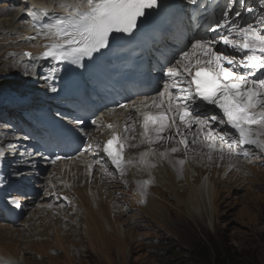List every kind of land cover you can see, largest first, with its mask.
Instances as JSON below:
<instances>
[{
  "label": "snow or ice",
  "instance_id": "snow-or-ice-1",
  "mask_svg": "<svg viewBox=\"0 0 264 264\" xmlns=\"http://www.w3.org/2000/svg\"><path fill=\"white\" fill-rule=\"evenodd\" d=\"M256 2L260 5V14L254 17L253 22L242 16L241 9L248 13L255 11L248 7L247 0H224L214 26L205 27L202 34L190 38V43L179 49L172 59L162 62L161 81L155 95H145L119 105L121 109L128 110L123 130L116 123L106 124L111 129V136L103 146L100 142L93 143V138L89 137L85 151L97 159L86 162L88 173L107 158L127 184L124 176L131 168H155L157 165L150 158L168 159L169 153L181 150L180 147H172L158 151L149 147L138 156L128 157L126 150L138 147L129 144L127 137L137 121L142 129L141 144L170 142L178 136V144L187 152L189 138L181 131L183 125L192 143L203 137L209 160H212L214 152L220 153V159L225 152L247 157L252 154L247 146L264 151V0ZM190 3L198 6V0H190ZM160 6L161 0H62L59 7L64 11L53 12L47 23H41L40 18L48 17V12L32 6L35 9L30 13L34 21L32 26L38 36L47 40L44 50L39 55L30 51L10 54L28 57L33 62V69L39 61L49 58L84 67L85 58L106 49L114 34L131 35ZM35 39V36L27 37L30 41ZM59 70L54 67L49 75L54 78ZM51 90L56 91L55 88ZM72 122L83 133L80 126L84 120ZM91 123L96 125L97 120ZM193 125L196 126L195 131H192ZM233 146L245 147L237 151ZM62 159L65 157L56 155L51 162L55 164ZM175 163L180 166L178 171L182 174L186 160L179 159ZM103 171L106 173L107 169ZM153 182L154 177L135 181L141 197H146ZM63 199L71 203L67 196ZM141 202L146 201L142 199ZM9 203L21 207L18 196H12ZM4 264L13 262L8 260Z\"/></svg>",
  "mask_w": 264,
  "mask_h": 264
},
{
  "label": "rangeland",
  "instance_id": "rangeland-1",
  "mask_svg": "<svg viewBox=\"0 0 264 264\" xmlns=\"http://www.w3.org/2000/svg\"><path fill=\"white\" fill-rule=\"evenodd\" d=\"M17 4L16 1L0 0V12ZM0 49L3 52L7 51L1 44ZM6 72H9V77H15V71ZM35 76L38 78L39 74ZM29 78L30 76L24 77L26 80ZM24 79L19 77L16 80ZM14 84L16 86L18 82ZM11 96L0 90V103L5 98L11 99ZM4 114L6 113L1 115ZM2 123L3 120L0 119V137L5 138L7 132L2 128ZM185 130L183 132L188 134V130ZM193 130H196L195 125ZM130 137L136 142V134ZM201 139L203 137L197 139L195 146L190 149L191 152L200 150L199 153L194 151L199 154L194 160L189 158L188 152L185 155L171 154L174 158L177 157L176 159L186 158L193 167V181L202 187L204 193L200 201L204 206L203 218L198 214V220L194 219L187 212L185 202L189 200L188 181L185 180L184 173L175 172L173 178L177 184L176 188L172 187L173 184L168 179L170 175L152 183L155 202L153 208L137 205V200L135 202L117 200L115 204L113 203V207L109 209L110 226L117 230H85L83 216L80 218L71 210V213L67 214L70 217L74 216L75 220L69 221L65 217L62 224L66 228L71 225L70 230H58V235L52 230L47 234L44 232L49 231L45 217L43 216L45 220L41 222L35 214L41 210L42 202H49L55 198L51 194L42 196L43 190L38 188L42 193H37L34 197L24 192V196L32 197H29L28 202H22V217L14 224L15 227L23 229L22 223H28L29 233L32 235L26 233L20 238L27 241L20 245L21 256L15 258V251L10 254L13 259L6 261L10 260L13 264H174L171 261L176 260L186 264L187 259L181 258L178 253L200 240L203 244L220 247L224 256L231 255L235 261L248 260L256 253L264 263V151L247 146L253 151L249 158L225 152L223 159H220V153L214 152L212 160H209L205 141H200ZM178 140L177 136L175 142H168L165 149L177 145ZM138 145L140 151L142 147H146L145 144ZM233 147L237 151H242L245 146ZM44 170L46 171L45 168ZM44 175L46 173L41 174ZM27 187L37 188L30 183ZM145 201L142 204L149 205L148 201ZM55 206L59 204L56 203ZM113 222H117L118 225L120 223V227ZM73 223L79 225L75 226ZM51 227L56 226L51 224ZM42 234H50V238L46 242L47 254L40 256L37 239ZM56 236L58 240L55 239ZM5 238L6 236H3L1 240Z\"/></svg>",
  "mask_w": 264,
  "mask_h": 264
},
{
  "label": "bare ground",
  "instance_id": "bare-ground-1",
  "mask_svg": "<svg viewBox=\"0 0 264 264\" xmlns=\"http://www.w3.org/2000/svg\"><path fill=\"white\" fill-rule=\"evenodd\" d=\"M11 1L14 2L16 1L18 4L15 6L12 5L11 8H5L3 12H0V14H2L0 15V30H1L0 44L5 49H7V51L5 52H3L0 49V78L4 79L2 81L0 80L1 81L0 90L12 95L11 100H13V99H17L18 97H21V94L22 92L25 91L27 85L28 88H30L28 82H33L36 89L46 88V84L44 85V83H42L45 82L44 72L42 73L40 71L41 69L44 68V65H46V62H48L49 59L39 61L36 64L35 69H33L32 67L33 62H31L28 58L22 57L20 55L10 54V53L19 54L26 50H29L34 55H39L44 50L43 46L47 42V40L44 37L37 35L36 29L32 26L34 24L32 16L29 15V19H28L29 23H28L24 19V14L26 13V11L30 10L32 6L45 7V9L42 10H46L49 15L48 17L40 18V22L45 23V21H48L50 19V16L52 15L53 12L59 13L64 11V9L59 7L62 0H11ZM29 1L30 4L25 3ZM185 27L186 24L183 26V28ZM192 30L193 29H191L190 31ZM193 34L194 33H192L191 35ZM29 36H35L36 39L31 41L27 40V37ZM6 71H15V75H14L15 77H9V72ZM19 72L21 74H19ZM35 74H39L38 78H36L37 76H35ZM25 76H30V78L26 80L24 79ZM19 77L24 80L23 81L16 80L19 79ZM160 81H161V75L159 76L158 83ZM15 82H18V85L15 86L14 84ZM156 88H154L150 93L146 95L147 96L155 95ZM143 96L145 95L132 96L128 99L127 104L133 100L141 99L143 98ZM8 107H10V105H8ZM11 110L12 109L10 108L3 107V110L0 112V115L4 112L7 114L11 112ZM114 110L115 111H111V110L105 111L104 113H101L98 116L99 119L97 118V124L95 126V129L92 128L90 130L91 137L93 138L92 141L93 143L97 142L99 139L106 142V140L110 138L111 129H108L106 127V124L108 123H116L121 127V131L123 130V124L126 116L128 115V110L121 108ZM20 113H22V110ZM72 124L75 125V123L73 122ZM2 128L8 129L10 127L2 126ZM141 130L142 129L140 127V123L139 121H137L135 128L129 133H127L129 144H135V145L141 144L140 143ZM181 131L182 132L184 131L183 125H181ZM192 131L195 130L192 129ZM133 134H136L137 136L136 142L132 141L130 137V135ZM168 134L170 133H165V135ZM186 135L189 136L188 137L189 147L187 152L189 154V158L191 160H194V157H197V155H199L197 153H199L200 150H194L197 153H195L194 151L191 152L190 149L193 148L195 144L191 142L192 139L191 136L189 134ZM73 136H75V134H73ZM15 139L16 140L23 139L22 141H24L26 138H24L21 134H16ZM172 141L175 142V139ZM200 141H203V139H201ZM168 142L169 141H160L153 145L145 144L146 147L145 148L142 147V151H140L138 147H130V150L129 149L126 150V155L128 157L138 156L139 153L147 150L149 147L155 148L158 151H164L166 150L165 148L167 147ZM32 145L33 142L30 144V146L32 147ZM21 146L22 144L20 145L19 149H14V150L9 149L8 158L4 160V163L7 166V168L20 167L19 172L17 173L18 181L24 184L26 187L30 183L32 184V186L42 189L43 190L42 196H46L47 194L52 195V193L55 194L58 192H64L72 200V204L66 207H63L61 204H59V206H55L56 202L54 199H52L49 202H42V206L40 208L41 210L35 215L38 216V219H41V222L46 219L47 221L46 224H48L47 226L49 231L45 230L44 228L45 230L44 232L47 234L48 232H52V230H55L56 233L55 235H58L57 234L58 230H70V227H72L71 225H69L70 227L67 226L66 228L62 224L64 221L63 218L65 217H67L69 221L75 220L74 216L70 217L67 214L71 210H73V212L75 211V214L79 215L80 218L83 216L85 222V226H84L85 230H104V231L106 229L117 230V228L110 226L111 218L109 214V209L113 207V205L117 200L119 201L123 200L124 202H129V201L135 202V200H137L136 202L137 205L150 206L151 208H153V204L155 203L153 201L154 194L152 193L153 184H151L148 187L146 197H141L136 190V184H135L136 180H147L150 177H154V182H156L159 179L167 175H170L168 179L173 184L172 187L176 188L177 186L173 176L175 175V172H179L178 169L180 166L175 163L179 159H176L177 157L174 158L171 153H169L168 159H159L158 157L150 158L156 163L157 166L155 168L152 169H145L143 167L131 168L124 176V180L128 181V183L125 184L124 181L120 178V175L118 177H115L116 173L114 171L108 173L107 175H103L102 174L103 171L99 170L98 165L94 166L91 173H88L86 171V162H90L94 159L90 158L87 154H83L82 156L78 155L77 157H72L69 158L68 160L62 159L59 160L55 165L48 166V165H44L48 163L45 161L46 160L45 157H43L42 159H38V158L30 159L31 156L27 154L25 151H23ZM173 147H180L181 149L180 151L175 152L173 154L180 155L181 153H183L185 155L186 152H184L182 145L177 144ZM10 152H12V154ZM193 153L195 154L193 155ZM16 156H18L17 162L19 166L18 164L13 165V163L12 164L8 163V161L14 162L15 161L14 158H16ZM169 160H171L172 163H169ZM41 161L43 164L40 165H42L46 169V175L44 176L40 175L36 177V175H34L33 173L40 172L39 170L36 171V169L38 164L41 163ZM30 164L34 166L36 165V167L33 168L28 167V165ZM193 171H194L193 167L189 164V161L186 160L183 173L185 180L188 181V185H189V200L188 202H185V206L188 210L187 212L190 213L191 217L198 220L197 218L198 214H201L202 218L205 215V213L202 212L204 207L202 205L203 203L202 204L200 203L201 198L204 196V193L203 190H201L202 187L200 188V186L197 185L195 181H193L194 179ZM53 185H55V187H53ZM126 186L128 187V189H126L127 188ZM10 190H11V186H10ZM11 196L14 195L12 194ZM19 199L22 203L25 201L28 202L30 198L19 196ZM142 199L147 200L148 201L147 203L149 205H146L145 203L142 204L141 202ZM187 203L190 205H188ZM49 205H51V207H49ZM27 208L29 207L27 206ZM43 216L45 217V219ZM4 218L7 217L3 214H0V264H4L3 262H5L6 259H13L11 258V255L15 251L16 252L14 257L19 258L21 256L20 245L27 242L20 238H23V236L26 233L28 235H32V233H29L30 225L28 223L26 222L22 223L23 229H20L14 226L15 223L11 222L10 220L9 222H7V220ZM51 224H55L56 227H51ZM113 224H117V222H113ZM73 225L76 226L79 224L73 223ZM119 225L117 224V227H120ZM34 226L35 225H33V228ZM3 236H6V238L5 240L2 241L1 239ZM49 238H50V234L49 235L42 234L38 236L37 241L39 242L38 245L40 247V251H39L40 256L47 254L46 242L49 240ZM55 239L58 240L57 236L55 237ZM68 240L71 239L68 238ZM59 243L60 242H58L57 244Z\"/></svg>",
  "mask_w": 264,
  "mask_h": 264
},
{
  "label": "trees",
  "instance_id": "trees-1",
  "mask_svg": "<svg viewBox=\"0 0 264 264\" xmlns=\"http://www.w3.org/2000/svg\"><path fill=\"white\" fill-rule=\"evenodd\" d=\"M220 247L203 244L198 240L187 250L181 249L178 253L181 258L187 259L186 264H264L259 256L254 253L248 260L242 262L235 261L231 255L224 256ZM174 264H181L180 261L172 260Z\"/></svg>",
  "mask_w": 264,
  "mask_h": 264
}]
</instances>
